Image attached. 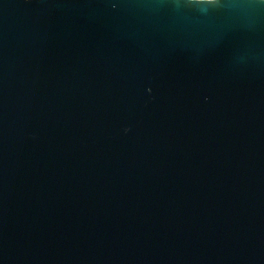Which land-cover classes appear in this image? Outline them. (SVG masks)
<instances>
[{"label":"water","instance_id":"95a60500","mask_svg":"<svg viewBox=\"0 0 264 264\" xmlns=\"http://www.w3.org/2000/svg\"><path fill=\"white\" fill-rule=\"evenodd\" d=\"M0 264H264V0H0Z\"/></svg>","mask_w":264,"mask_h":264}]
</instances>
